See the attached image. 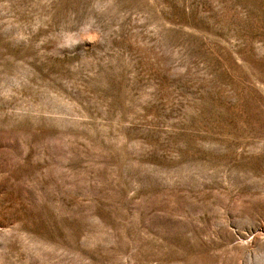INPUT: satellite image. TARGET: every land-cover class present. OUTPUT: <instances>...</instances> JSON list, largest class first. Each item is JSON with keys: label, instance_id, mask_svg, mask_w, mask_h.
I'll return each instance as SVG.
<instances>
[{"label": "rangeland", "instance_id": "obj_1", "mask_svg": "<svg viewBox=\"0 0 264 264\" xmlns=\"http://www.w3.org/2000/svg\"><path fill=\"white\" fill-rule=\"evenodd\" d=\"M0 264H264V0H0Z\"/></svg>", "mask_w": 264, "mask_h": 264}]
</instances>
